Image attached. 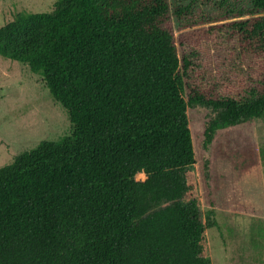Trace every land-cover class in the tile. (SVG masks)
<instances>
[{
  "label": "trees",
  "instance_id": "trees-1",
  "mask_svg": "<svg viewBox=\"0 0 264 264\" xmlns=\"http://www.w3.org/2000/svg\"><path fill=\"white\" fill-rule=\"evenodd\" d=\"M65 1L0 27L72 124L0 168V264H211L188 109L215 113L205 147L264 118V0ZM218 40L232 83L200 62Z\"/></svg>",
  "mask_w": 264,
  "mask_h": 264
},
{
  "label": "rangeland",
  "instance_id": "rangeland-1",
  "mask_svg": "<svg viewBox=\"0 0 264 264\" xmlns=\"http://www.w3.org/2000/svg\"><path fill=\"white\" fill-rule=\"evenodd\" d=\"M66 6L65 0H0V27L19 13L55 14ZM199 58L222 82L232 83L240 71L236 50L223 40L203 43ZM214 116L206 106L188 109L196 156L191 181L205 220L215 222L206 229L208 256L211 264H264V118L219 130L205 147V124ZM71 132L68 111L42 75L0 54V168Z\"/></svg>",
  "mask_w": 264,
  "mask_h": 264
}]
</instances>
